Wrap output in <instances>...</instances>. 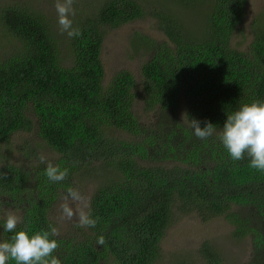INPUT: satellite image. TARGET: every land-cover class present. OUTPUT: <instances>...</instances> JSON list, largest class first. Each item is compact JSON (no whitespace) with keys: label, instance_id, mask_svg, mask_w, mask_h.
Returning a JSON list of instances; mask_svg holds the SVG:
<instances>
[{"label":"trees","instance_id":"16d2710c","mask_svg":"<svg viewBox=\"0 0 264 264\" xmlns=\"http://www.w3.org/2000/svg\"><path fill=\"white\" fill-rule=\"evenodd\" d=\"M248 1L90 0L69 16L76 37L36 6L0 7L2 30L14 41L0 55V143L37 129L62 156L56 166L68 170L53 182L47 166L32 175L16 164L0 166L3 204H27L14 232L0 222V242L21 230L29 236L48 231L60 264H158L177 206L204 221L225 216L235 238L251 237L250 264H264V171L250 167L247 153L233 160L220 139L228 114L264 102V20L246 52L232 44ZM146 18L167 41L142 39L153 55L142 67L140 93L129 71L104 87L107 31ZM139 98L154 112L150 125L134 111ZM192 119L201 127L211 122L215 132L197 138ZM114 129L131 137L113 136ZM78 177L98 182L87 213L95 226L53 236L57 192H68ZM201 255L205 264H225L208 241Z\"/></svg>","mask_w":264,"mask_h":264},{"label":"rangeland","instance_id":"374dc122","mask_svg":"<svg viewBox=\"0 0 264 264\" xmlns=\"http://www.w3.org/2000/svg\"><path fill=\"white\" fill-rule=\"evenodd\" d=\"M19 2L36 6L37 9L40 8L48 18L56 19L58 22L55 7L57 0H0V7ZM86 3H90V0H73L71 15L87 8L88 5L84 6ZM262 20H264V0H249L244 22L240 26V31L233 37V46L246 52ZM5 35L0 23V55L14 45L13 36L9 35L8 38ZM143 38H148L154 43L167 41V37L157 28L152 18L138 20L107 31L102 50V61L105 68L104 87L108 86L118 73L129 71L135 77L137 90L140 93V84L143 79L142 67L153 55L151 49H144ZM134 111L143 124L150 125L153 122L154 112L145 110L144 102L140 98L134 104ZM182 111L181 104L179 105V118L184 121ZM32 118L35 119L34 116ZM112 135L121 138L131 137L117 129L112 131ZM41 156L44 157L43 163L40 159ZM61 157L39 136L37 129L29 133L15 134L8 144L0 143V166L8 163L16 164L31 175L34 169L47 166L49 162L57 165ZM71 183L73 184L71 189L77 191L81 198L73 200L68 192L60 189L50 212L52 223L59 237L79 234V229L83 227L80 225L79 215L81 212L88 213L91 198L99 186L95 179L84 181L79 177L78 181L73 178ZM32 184L27 185V188L32 189L34 187ZM27 196L28 194L25 195V197ZM4 200L0 196V222L6 220L10 212L19 216L21 220L24 206L27 204L8 207L3 204ZM65 204L73 210L71 218H68L63 212ZM235 210H239V208L235 207L233 211ZM234 230L235 227L226 220L225 216H217L204 221L196 211L187 213L176 206L173 209L172 224L162 242V257L158 264H205L201 248L206 241L217 248L225 264H250L254 251L251 237L248 235L237 239L234 237Z\"/></svg>","mask_w":264,"mask_h":264},{"label":"clouds","instance_id":"9594fccd","mask_svg":"<svg viewBox=\"0 0 264 264\" xmlns=\"http://www.w3.org/2000/svg\"><path fill=\"white\" fill-rule=\"evenodd\" d=\"M73 0H57L55 5L58 23L62 31H66L69 37L80 35L78 29L72 28V21L69 16L72 13ZM201 122L192 119L194 134L199 139H206L215 132L214 125L205 121L204 127ZM220 139L233 160L239 161L247 153L250 159V167L264 171V102L253 101L240 106V108L226 116ZM41 162L44 157L41 156ZM68 170L61 171L58 166L51 162L47 163L46 175L53 182H60L67 176ZM69 196L73 200H79L80 194L69 189ZM63 212L68 217L73 216V210L65 204ZM81 226H95L96 221L84 212L79 215ZM20 217L9 213L6 217L5 230L14 232ZM55 228L51 229V235H57ZM48 231L36 232L29 236L24 231L15 232L10 241L0 242V264H6L11 258L16 264H60V261L52 257L58 244L55 239H49ZM98 243L103 244V237L99 238ZM49 257H52L49 260Z\"/></svg>","mask_w":264,"mask_h":264}]
</instances>
